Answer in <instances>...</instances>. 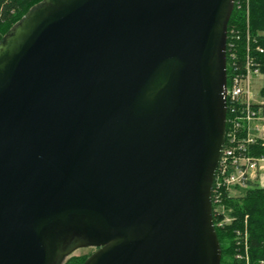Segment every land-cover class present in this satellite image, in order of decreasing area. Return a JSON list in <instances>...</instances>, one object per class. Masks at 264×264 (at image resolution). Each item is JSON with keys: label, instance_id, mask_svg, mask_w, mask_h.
Returning a JSON list of instances; mask_svg holds the SVG:
<instances>
[{"label": "water", "instance_id": "obj_1", "mask_svg": "<svg viewBox=\"0 0 264 264\" xmlns=\"http://www.w3.org/2000/svg\"><path fill=\"white\" fill-rule=\"evenodd\" d=\"M234 0H43L0 41V264H220L211 190Z\"/></svg>", "mask_w": 264, "mask_h": 264}, {"label": "built area", "instance_id": "obj_2", "mask_svg": "<svg viewBox=\"0 0 264 264\" xmlns=\"http://www.w3.org/2000/svg\"><path fill=\"white\" fill-rule=\"evenodd\" d=\"M234 5L237 9L245 11L246 51L244 63L239 67L234 61L237 60L236 41L241 35L235 29H230L225 40V51H228L231 68L225 85V138L211 191L212 213L217 227L229 225L234 221L229 215L230 210L223 203V195L229 197L231 190L248 189L256 185L260 174L264 172V100L260 97L256 100L255 83L259 81L261 73L253 63L249 51V0H234ZM257 50L261 52L260 49ZM244 226L240 237L244 255H237V258L244 259L245 264H249L246 217Z\"/></svg>", "mask_w": 264, "mask_h": 264}, {"label": "trees", "instance_id": "obj_3", "mask_svg": "<svg viewBox=\"0 0 264 264\" xmlns=\"http://www.w3.org/2000/svg\"><path fill=\"white\" fill-rule=\"evenodd\" d=\"M43 0H0V41L8 34L10 29L27 13L29 9ZM236 1V0H235ZM230 29L240 32L236 41V56L234 61L239 67L244 63L246 51L244 31L246 17L242 9L233 6L227 24V33ZM248 29L250 39V57L259 68L264 77V0H249ZM260 49V51L257 50ZM231 71L228 51H225V75L228 82V73ZM264 99V86L260 91ZM223 203L230 210L229 215L234 221L229 225L217 227L216 219L212 213V221L221 249L220 264H245L244 259L239 260L237 255L243 254L241 234L244 232V218L247 226V256L249 264H264V187L257 185L245 190L242 196L228 197L223 195ZM239 233V234H238ZM70 237L59 246L57 257L53 264H84L97 250L84 236H76L72 242ZM73 246L78 249H88L86 253L72 256Z\"/></svg>", "mask_w": 264, "mask_h": 264}, {"label": "rangeland", "instance_id": "obj_4", "mask_svg": "<svg viewBox=\"0 0 264 264\" xmlns=\"http://www.w3.org/2000/svg\"><path fill=\"white\" fill-rule=\"evenodd\" d=\"M245 14V11H243ZM249 14V13H248ZM256 84V100H259V97L261 99H263L260 96V93H258L259 91H261L262 87L264 86V77L260 75L259 77V81ZM264 100V99H263ZM263 174V173H262ZM257 186L258 187H264V177H259V179L257 180ZM246 189L243 188H239L238 190H231L229 193V197H238L239 195H243ZM88 251V249H78L76 246H73V249L71 250L70 253H72V256H78L80 254L86 253Z\"/></svg>", "mask_w": 264, "mask_h": 264}, {"label": "crops", "instance_id": "obj_5", "mask_svg": "<svg viewBox=\"0 0 264 264\" xmlns=\"http://www.w3.org/2000/svg\"><path fill=\"white\" fill-rule=\"evenodd\" d=\"M263 173V174H262ZM260 175H261V177H264V172H262ZM260 177V176H259Z\"/></svg>", "mask_w": 264, "mask_h": 264}]
</instances>
